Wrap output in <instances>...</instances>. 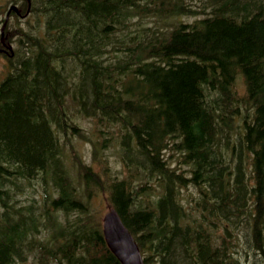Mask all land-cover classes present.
<instances>
[{"label": "trees", "instance_id": "trees-1", "mask_svg": "<svg viewBox=\"0 0 264 264\" xmlns=\"http://www.w3.org/2000/svg\"><path fill=\"white\" fill-rule=\"evenodd\" d=\"M33 9L0 83V264H121L97 190L145 264H264V0ZM71 104L115 131L118 170L66 164L83 136ZM33 181L41 197L23 203Z\"/></svg>", "mask_w": 264, "mask_h": 264}, {"label": "rangeland", "instance_id": "rangeland-1", "mask_svg": "<svg viewBox=\"0 0 264 264\" xmlns=\"http://www.w3.org/2000/svg\"><path fill=\"white\" fill-rule=\"evenodd\" d=\"M17 4H24V2H18ZM1 20L4 18L7 8L10 4L6 7V3L4 0H1ZM14 18V17H13ZM190 21L194 18H186ZM38 18L36 17V20L30 18V23L37 24L36 21ZM2 26V23L0 24ZM27 20H17L14 18L10 25L9 34L11 35V43L13 45L14 51L17 49V30L26 29L27 27ZM9 62H7V57H3L2 60H0V82L3 80V78L7 75L9 71ZM72 108H70V111L73 115V117L78 120V125L81 128V132L83 133V136L75 135L73 137L72 135V142L71 144H65L64 146V159L66 161V164L68 166H71V164L74 162L73 154L76 152L79 154L82 159L90 163L94 166V168L99 172H103V168L108 166L109 168L113 170H118L119 167V151L113 146V141L106 142L105 140H110L109 138L111 135H114L115 131L106 124V122H97L99 121L97 118H89V117H83L80 115V112L77 111V108L75 105L71 104ZM97 143V147L100 148L101 155L99 158L93 159V151H94V144ZM106 143L108 148L106 149L102 144ZM72 175L75 177L76 173L73 170ZM81 187V186H80ZM42 193V184L40 182L33 181L32 184H26L25 190H23L21 193L19 192V199L23 203H27L29 199L28 197H35L36 199L41 197ZM90 201L92 203V206L97 210V216H100L101 219L104 215V213L109 209L108 204V196L109 191L105 190V192L102 191H95L93 193Z\"/></svg>", "mask_w": 264, "mask_h": 264}, {"label": "water", "instance_id": "water-1", "mask_svg": "<svg viewBox=\"0 0 264 264\" xmlns=\"http://www.w3.org/2000/svg\"><path fill=\"white\" fill-rule=\"evenodd\" d=\"M27 2L30 7L31 0H27ZM12 10L18 12L15 5L10 8V11ZM7 20L8 16L1 28L3 36ZM103 234L108 248L121 264H145L140 247L133 234L114 208H109L103 216Z\"/></svg>", "mask_w": 264, "mask_h": 264}, {"label": "flooded vegetation", "instance_id": "flooded-vegetation-1", "mask_svg": "<svg viewBox=\"0 0 264 264\" xmlns=\"http://www.w3.org/2000/svg\"><path fill=\"white\" fill-rule=\"evenodd\" d=\"M21 2V1H20ZM29 10V12L27 13V11ZM20 17V20H27L28 18H32L35 15V12L32 11V7L31 9L26 10V13L22 14V13H17ZM12 15V13H11ZM11 17V16H10ZM0 24H1V0H0ZM5 39V37H4ZM1 38V25H0V60L3 59V57H13L14 55V49L11 51L10 50V44L6 42V40H4Z\"/></svg>", "mask_w": 264, "mask_h": 264}]
</instances>
